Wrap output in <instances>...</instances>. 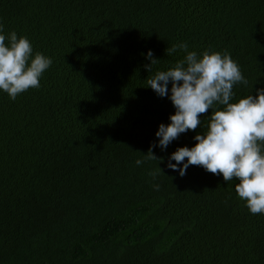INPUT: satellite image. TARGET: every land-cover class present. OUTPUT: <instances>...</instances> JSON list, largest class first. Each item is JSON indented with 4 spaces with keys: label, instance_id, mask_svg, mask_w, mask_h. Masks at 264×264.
I'll list each match as a JSON object with an SVG mask.
<instances>
[{
    "label": "trees",
    "instance_id": "16d2710c",
    "mask_svg": "<svg viewBox=\"0 0 264 264\" xmlns=\"http://www.w3.org/2000/svg\"><path fill=\"white\" fill-rule=\"evenodd\" d=\"M0 25L53 61L38 89L14 101L0 90V264H264V214L250 213L238 180L167 167L212 110L161 149L171 81L163 97L147 86L186 42L239 65L248 84L231 102L255 95L264 0H0ZM153 145L162 160L147 159Z\"/></svg>",
    "mask_w": 264,
    "mask_h": 264
},
{
    "label": "clouds",
    "instance_id": "9594fccd",
    "mask_svg": "<svg viewBox=\"0 0 264 264\" xmlns=\"http://www.w3.org/2000/svg\"><path fill=\"white\" fill-rule=\"evenodd\" d=\"M3 31L0 25V90L14 101L21 93L40 87V78L53 61L39 52L33 55L32 44L26 37L18 38L15 31L6 37ZM178 49L185 53L183 59L147 80V86L161 97L169 95L171 81L169 98L175 113L170 114V123L158 126L155 135L159 137V147L165 149L181 133L200 128L201 115L212 111L207 130L194 136L193 146H181L171 153L167 167L180 176L193 165L222 175L225 182L235 178L236 193L250 213L264 214V88L231 102L234 85H247L248 81L230 54L205 51L198 56L188 50L186 42L172 45L167 54ZM147 58L150 64L145 68L151 72L158 59L151 50ZM154 146L147 151V159L160 161L163 158L152 152ZM141 163L136 161L138 166ZM159 171L162 172L160 168ZM155 187L158 190L159 185Z\"/></svg>",
    "mask_w": 264,
    "mask_h": 264
}]
</instances>
